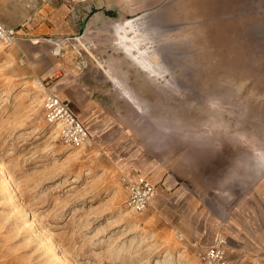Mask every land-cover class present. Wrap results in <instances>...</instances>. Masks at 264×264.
Instances as JSON below:
<instances>
[{
    "label": "rangeland",
    "instance_id": "obj_1",
    "mask_svg": "<svg viewBox=\"0 0 264 264\" xmlns=\"http://www.w3.org/2000/svg\"><path fill=\"white\" fill-rule=\"evenodd\" d=\"M156 1L0 0L37 25L0 45V264H200L220 238L264 264V0ZM38 81L92 147L62 143ZM138 176L157 194L131 217Z\"/></svg>",
    "mask_w": 264,
    "mask_h": 264
},
{
    "label": "built area",
    "instance_id": "obj_2",
    "mask_svg": "<svg viewBox=\"0 0 264 264\" xmlns=\"http://www.w3.org/2000/svg\"><path fill=\"white\" fill-rule=\"evenodd\" d=\"M43 4H48L53 0H40ZM65 4H85L91 0H60ZM30 7V6H28ZM23 27L16 28L5 25L0 21V43L6 48L15 45L25 36ZM60 53L54 52L55 56ZM37 88L43 94V107L46 112V118L51 125L61 123L60 139L62 143L70 148H90L93 146V138L80 120L73 113L70 104L63 101L57 94L46 88L43 81L36 82ZM124 186L128 193V210L136 215L144 212L149 207L157 194L156 186L146 177L138 176L136 178H125ZM183 240V238H181ZM200 264H228L226 241L223 238L206 248L200 255ZM251 264H261L255 260Z\"/></svg>",
    "mask_w": 264,
    "mask_h": 264
},
{
    "label": "crops",
    "instance_id": "obj_3",
    "mask_svg": "<svg viewBox=\"0 0 264 264\" xmlns=\"http://www.w3.org/2000/svg\"><path fill=\"white\" fill-rule=\"evenodd\" d=\"M54 2L55 0L49 2L47 6H49L50 4H53ZM157 2L158 1L156 0H91L88 3H85L86 5H83V4H75V5L66 4V5H69V7H71L70 12H76V9L78 7L85 6L84 11L87 14L93 13L94 14L93 16H95L93 19L95 20V19H101L102 17L108 18L110 12H114V11L121 12V11L127 10V12H129L128 10H131L132 12L133 11L134 12H144L148 8L150 9L155 8ZM132 7H134V9H132ZM45 9L46 8H44L43 10L44 12H45ZM40 13H43V12H40ZM46 13L48 12H45V14ZM0 21L10 27H16V28L23 27V30L25 32H30L31 30L32 31L35 30L37 26V25H31L30 23L28 24L25 21V19L20 20L17 18L8 17L7 15H5L4 12H0ZM84 26L89 29L91 28L90 25H84ZM46 29H48L46 26H41L40 28L37 29V32L45 31ZM227 261H228V264H231V262L228 259V254H227ZM251 263L252 261L246 262L244 264H251Z\"/></svg>",
    "mask_w": 264,
    "mask_h": 264
},
{
    "label": "bare ground",
    "instance_id": "obj_4",
    "mask_svg": "<svg viewBox=\"0 0 264 264\" xmlns=\"http://www.w3.org/2000/svg\"><path fill=\"white\" fill-rule=\"evenodd\" d=\"M134 30H136V29H134ZM0 45H1V46H4V45L1 44V43H0ZM55 52H56V55H57V53H60V52H61V49L59 48V49H57ZM54 127H55V128H58V130L60 129V131H61V123H59V124H55ZM263 168H264V167H263ZM128 214H129L131 217H135L136 215H140V214L133 215V214H131L130 211H128V213L126 212V215H128Z\"/></svg>",
    "mask_w": 264,
    "mask_h": 264
}]
</instances>
